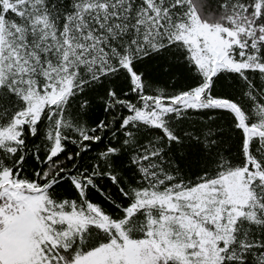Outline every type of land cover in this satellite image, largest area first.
<instances>
[{
    "label": "snow or ice",
    "instance_id": "snow-or-ice-1",
    "mask_svg": "<svg viewBox=\"0 0 264 264\" xmlns=\"http://www.w3.org/2000/svg\"><path fill=\"white\" fill-rule=\"evenodd\" d=\"M0 264H264V0H0Z\"/></svg>",
    "mask_w": 264,
    "mask_h": 264
}]
</instances>
